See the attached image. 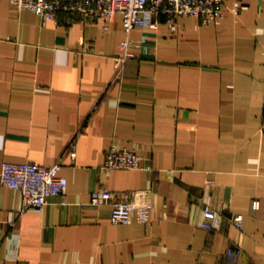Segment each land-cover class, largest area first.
<instances>
[{
  "label": "crops",
  "instance_id": "obj_1",
  "mask_svg": "<svg viewBox=\"0 0 264 264\" xmlns=\"http://www.w3.org/2000/svg\"><path fill=\"white\" fill-rule=\"evenodd\" d=\"M223 11L127 35L120 15L43 23L0 0V264H264V0ZM112 146L142 168L103 169ZM61 159L65 194L40 212L1 183L5 161ZM103 190L151 191L152 220L113 224ZM208 207L220 228L201 227Z\"/></svg>",
  "mask_w": 264,
  "mask_h": 264
},
{
  "label": "built area",
  "instance_id": "obj_2",
  "mask_svg": "<svg viewBox=\"0 0 264 264\" xmlns=\"http://www.w3.org/2000/svg\"><path fill=\"white\" fill-rule=\"evenodd\" d=\"M19 11L32 10L43 23L58 20L60 14L78 16L82 21L91 23L98 20L109 22L117 15L122 16L123 28L129 35L137 27L156 29L162 19L173 22L183 16H194L202 24L210 25L224 17L225 0H9ZM108 25L105 29H108ZM124 54L117 58L120 65L117 79L122 77L125 63L134 56L130 51L133 46L130 39L122 42ZM72 159L78 155L77 145L73 141L68 150ZM143 158L133 149L112 146L106 154L103 164L105 170H139ZM63 161L52 166L34 163H13L5 161L1 168V183L19 191L23 199V211L34 209L42 211L50 198L64 196L68 185L62 175ZM92 204L112 207L113 224L138 222L148 224L153 217L154 203L152 192L136 190L113 193L101 191L94 194ZM223 215L210 207L204 211L201 227L206 230L218 229ZM234 226L241 230L243 216L235 215ZM232 248L227 250L228 257H234Z\"/></svg>",
  "mask_w": 264,
  "mask_h": 264
}]
</instances>
